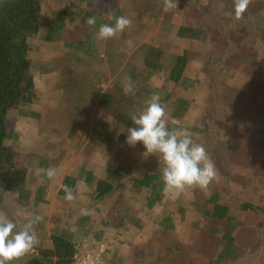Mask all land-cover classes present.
<instances>
[{"label": "rangeland", "instance_id": "1", "mask_svg": "<svg viewBox=\"0 0 264 264\" xmlns=\"http://www.w3.org/2000/svg\"><path fill=\"white\" fill-rule=\"evenodd\" d=\"M43 10L30 57L37 97L7 121L10 145L29 164L32 197L0 189V212L18 225L41 217L38 244L14 264H48L43 251L55 235L76 241L74 264H264V213L259 219L242 212L248 204L264 206V0H252L241 19L233 0H179L167 12L164 0H43ZM91 16L95 26L87 23ZM119 16L131 18V26L98 39L99 26ZM178 38L189 51L179 91L166 85L167 73L145 66L152 49ZM129 77L134 94L123 91ZM110 90L133 99L137 114L154 94L173 96L167 127L203 143L215 180L178 195L164 183L152 192L135 188L149 168L163 182L164 164L158 154L144 163L142 142L121 141L124 129L100 109ZM49 167L56 169L51 180ZM99 179L115 185V195L97 202ZM62 184L72 188L73 201L65 200ZM216 190L227 209L223 224L205 202ZM202 197V205L192 203ZM227 232L234 246L220 251Z\"/></svg>", "mask_w": 264, "mask_h": 264}, {"label": "trees", "instance_id": "2", "mask_svg": "<svg viewBox=\"0 0 264 264\" xmlns=\"http://www.w3.org/2000/svg\"><path fill=\"white\" fill-rule=\"evenodd\" d=\"M43 11V0H3L0 5V189L4 192L18 194V199L27 202L32 197L28 188L29 164L25 163L20 152L10 145L11 135L7 121L13 110L32 104L37 97L36 77L30 57L32 43L45 25ZM174 40L170 45L152 49L145 66H148L152 72L161 71L164 75L167 73L166 85L179 91L188 80L185 75L189 65V51L183 48V40L180 38ZM238 97L239 92L236 91L234 99L237 100ZM132 100L127 95L115 94V90H110L100 103L101 111L112 118L119 129H124L120 134L121 141L126 140L127 129L134 126L131 116L137 112ZM160 102L165 106V119L167 120L168 113L174 105V97L164 96ZM129 110L130 114H128ZM144 156L143 160L146 164L150 159L156 158V155L146 153V149H144ZM149 171L151 172L140 174L133 183L135 188L152 192L163 184V182L156 181L158 169L156 171L149 168ZM88 180H91L90 176ZM114 186L107 180H96L95 201L100 202L103 199L112 198L115 195ZM196 198L199 199V197ZM203 200L202 197L199 201L191 202L202 205ZM205 202L212 207V212H216L218 218L220 217V224L227 222V209L219 204L217 190L211 194L209 199H205ZM242 212L244 214L253 213L260 219L264 213V206L248 204ZM232 236L231 232L225 233L219 240L217 248L220 251L230 250L235 243ZM76 245L74 238L55 235L53 236V247L44 250L43 254L45 258L51 259L48 264H74L78 250ZM218 251L216 249V252ZM53 258L57 261L53 262Z\"/></svg>", "mask_w": 264, "mask_h": 264}, {"label": "clouds", "instance_id": "3", "mask_svg": "<svg viewBox=\"0 0 264 264\" xmlns=\"http://www.w3.org/2000/svg\"><path fill=\"white\" fill-rule=\"evenodd\" d=\"M178 2L179 0H164V11L177 8ZM233 3L234 16L241 19L252 0H233ZM87 23L95 26V16L89 17ZM131 24V18L119 16L114 25L101 24L97 38L111 39L118 33H123ZM134 89L131 78H126L123 84L125 94H134ZM165 117V106L160 102L159 96L154 94L146 101L143 111L131 116L134 126L127 129L126 144L135 147L137 142H142L146 153L158 154L164 164L162 179L165 190L178 195L188 188H207L216 178V168L205 146L196 142L187 130H170ZM44 171L49 180L56 176L55 168L49 167ZM60 187L65 193L66 201L75 199L70 186L62 184ZM80 211L83 215L91 214V210L86 208H81ZM40 220L41 217L35 216L23 225H18L0 212V264H14V261L33 251L38 244L35 225Z\"/></svg>", "mask_w": 264, "mask_h": 264}]
</instances>
